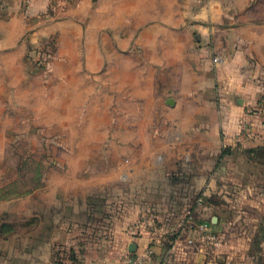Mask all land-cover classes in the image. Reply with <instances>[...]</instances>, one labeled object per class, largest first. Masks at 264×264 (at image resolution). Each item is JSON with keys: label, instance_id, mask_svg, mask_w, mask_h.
Returning <instances> with one entry per match:
<instances>
[{"label": "rangeland", "instance_id": "374dc122", "mask_svg": "<svg viewBox=\"0 0 264 264\" xmlns=\"http://www.w3.org/2000/svg\"><path fill=\"white\" fill-rule=\"evenodd\" d=\"M34 1L38 11L30 14ZM182 1L204 8L214 0ZM215 1L228 39L221 36L212 60L221 64L226 55H245L242 69L260 89L247 113L261 120L264 64L255 55L264 59V0ZM111 5L112 0H19L26 31L8 43L9 1L0 0V264H38L33 255L39 237L42 255L45 238L52 240L55 264H88L96 256L103 264L106 250L111 258L104 264L116 257L125 264L140 254L124 244L126 233L138 237L145 231L157 239L141 253L147 264H264V197L175 200L167 186L152 185L159 204H181L169 215L140 213L129 224V207L138 206L135 196L142 188L133 191L129 184V152L123 147L144 135L136 134L137 119L116 109H128L130 99L115 94L112 67L132 65L134 73L144 74L162 57L135 40L114 43L111 27L97 28L102 17L111 19ZM178 59L192 63L194 56L170 55L169 65L176 67ZM253 158L264 163V150ZM258 175L256 188L264 190V165ZM116 216L125 228L114 253L102 240L112 235Z\"/></svg>", "mask_w": 264, "mask_h": 264}, {"label": "crops", "instance_id": "0c3cea01", "mask_svg": "<svg viewBox=\"0 0 264 264\" xmlns=\"http://www.w3.org/2000/svg\"><path fill=\"white\" fill-rule=\"evenodd\" d=\"M8 1L9 14L4 24L8 29L6 40L16 43L26 31V24L19 0ZM194 4H185L182 0H112V5L106 7L111 8V19L102 17L97 23V28H112L114 43L135 40L147 44L153 55L158 51L157 55L162 57L160 64L144 74L134 73L132 65L112 67L115 94L130 99L128 109L121 104L116 109L130 120L137 119L140 127L136 134L144 135L136 145L123 147L124 152H129L126 165L129 184L133 191L142 188L138 197L133 195L139 203L137 207H129L128 211H132L129 224L140 213L168 211L169 215L181 204L178 202L176 207L159 204L161 197L152 193V185L167 186V194L170 192L175 200L195 196L208 200L216 195L232 199L235 194L240 195V199L264 197V190L256 188L261 180L258 171L264 163L253 158L256 151L264 150V118L261 121L247 113L260 89L251 79V72L242 69L245 55H226L227 59L221 64L212 60L220 47L221 36L228 39L227 28L219 17L220 3L209 1L204 8H195ZM37 9L34 1L29 13ZM204 19L210 21L206 23ZM170 55H193L194 59L192 63L185 59L182 65L178 59V65L172 68ZM255 56L264 64L263 55ZM242 119L250 125L247 133L239 129L238 122ZM117 162L119 177L122 165L121 160ZM183 205L180 211L186 208ZM211 205L212 210L218 209L217 205ZM124 224L120 217H115L112 235L102 240L104 248H112L115 253V248H121L124 242L141 254L147 244L157 240L154 234L145 231L138 237L126 233L122 242L118 237ZM45 239L43 255L39 237L33 258L38 259V264L41 258L45 264H55L52 240ZM106 258H111L108 250L103 264ZM98 260L101 261L98 256L92 257L87 263L100 264ZM111 261L106 264L118 263L117 257ZM4 264L10 263L5 261Z\"/></svg>", "mask_w": 264, "mask_h": 264}, {"label": "built area", "instance_id": "2783aa9c", "mask_svg": "<svg viewBox=\"0 0 264 264\" xmlns=\"http://www.w3.org/2000/svg\"><path fill=\"white\" fill-rule=\"evenodd\" d=\"M247 126V123L244 122L242 124V128L241 130L244 131L245 133H247V129H243V127H246ZM205 225L204 224H201L199 225V228H203ZM196 230H194L195 232ZM189 240L191 241L192 238H189ZM149 252V250H148ZM148 256L144 254H139V255H135L134 257H131L129 259H126V263L125 264H147L145 261H146V258Z\"/></svg>", "mask_w": 264, "mask_h": 264}, {"label": "water", "instance_id": "95a60500", "mask_svg": "<svg viewBox=\"0 0 264 264\" xmlns=\"http://www.w3.org/2000/svg\"><path fill=\"white\" fill-rule=\"evenodd\" d=\"M132 250L134 249V247L131 248Z\"/></svg>", "mask_w": 264, "mask_h": 264}]
</instances>
